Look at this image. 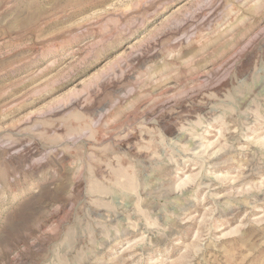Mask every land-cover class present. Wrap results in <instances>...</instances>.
<instances>
[{"label":"rangeland","instance_id":"374dc122","mask_svg":"<svg viewBox=\"0 0 264 264\" xmlns=\"http://www.w3.org/2000/svg\"><path fill=\"white\" fill-rule=\"evenodd\" d=\"M0 264H264V0H0Z\"/></svg>","mask_w":264,"mask_h":264}]
</instances>
